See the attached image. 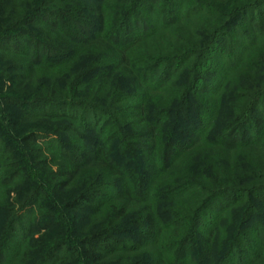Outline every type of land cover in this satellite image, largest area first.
Here are the masks:
<instances>
[{
  "label": "trees",
  "instance_id": "trees-1",
  "mask_svg": "<svg viewBox=\"0 0 264 264\" xmlns=\"http://www.w3.org/2000/svg\"><path fill=\"white\" fill-rule=\"evenodd\" d=\"M0 55V264H264V0H0Z\"/></svg>",
  "mask_w": 264,
  "mask_h": 264
},
{
  "label": "rangeland",
  "instance_id": "rangeland-1",
  "mask_svg": "<svg viewBox=\"0 0 264 264\" xmlns=\"http://www.w3.org/2000/svg\"><path fill=\"white\" fill-rule=\"evenodd\" d=\"M9 60L10 59L4 58L0 55V121L5 122V126L10 129L13 134H17V136H20L22 132H26L27 130L26 124H23L21 122L20 112L1 100L4 95H16L15 85L18 83L17 81L19 79V72L17 73L12 69L8 70L11 62ZM29 166L31 169H34V171H36V175L45 176L44 173L39 174V169L34 166L33 162ZM42 180H45V177L42 178ZM11 193L14 197L15 194L13 193V191Z\"/></svg>",
  "mask_w": 264,
  "mask_h": 264
}]
</instances>
